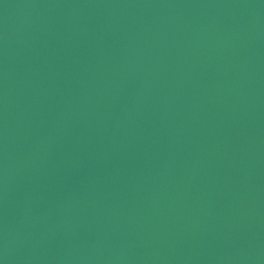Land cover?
<instances>
[{"label":"water","instance_id":"obj_1","mask_svg":"<svg viewBox=\"0 0 264 264\" xmlns=\"http://www.w3.org/2000/svg\"><path fill=\"white\" fill-rule=\"evenodd\" d=\"M0 264H264V0H0Z\"/></svg>","mask_w":264,"mask_h":264}]
</instances>
